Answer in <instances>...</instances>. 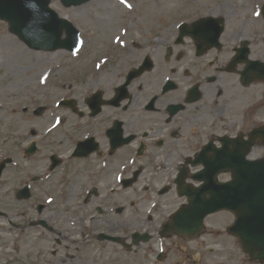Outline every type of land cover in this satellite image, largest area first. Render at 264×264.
Returning a JSON list of instances; mask_svg holds the SVG:
<instances>
[{
	"label": "flooded vegetation",
	"instance_id": "1",
	"mask_svg": "<svg viewBox=\"0 0 264 264\" xmlns=\"http://www.w3.org/2000/svg\"><path fill=\"white\" fill-rule=\"evenodd\" d=\"M214 1L207 18L224 28L217 44L215 23L197 30V14L176 10L174 19L161 11L154 21H101L79 53L66 52L59 137L38 142L30 159L14 144L22 159H14V203L25 206L11 223L22 233L18 252L29 236L28 248L45 260L99 243L130 264H228L222 231L205 228L192 239L166 229L187 202L180 192L198 187L220 151L238 153L240 143L243 154L263 126L264 0ZM185 25L192 35H183ZM263 152L257 142L249 158ZM37 157L59 173L56 181L34 172ZM127 184L144 191L132 200ZM26 186L30 197L18 199ZM215 248L222 254L212 260Z\"/></svg>",
	"mask_w": 264,
	"mask_h": 264
},
{
	"label": "rangeland",
	"instance_id": "2",
	"mask_svg": "<svg viewBox=\"0 0 264 264\" xmlns=\"http://www.w3.org/2000/svg\"><path fill=\"white\" fill-rule=\"evenodd\" d=\"M247 1V0H246ZM246 1L242 5L246 4ZM214 0H95L81 8L66 9L60 0H51V8H53L61 17L68 16L69 20L77 27L85 29L88 36H93V31H101L103 24L101 21L109 22H127L132 19H140L146 21H154L158 19L161 11H168L174 19V13L179 10L183 13L192 11L193 14H202L209 12L212 8ZM220 3V1H218ZM233 3V1H231ZM138 8V12H134ZM170 20V19H167ZM108 27V24H104ZM119 24L116 26L118 27ZM113 34V31L111 32ZM103 38V34L100 35ZM67 60V56L62 52L44 53L30 50L26 45L19 41L14 35L8 31V26L4 22H0V162L9 156H14L16 150L14 148L15 139L17 142L26 146L30 141L28 137L29 129L38 127L39 131H44L51 123L36 120L33 112L40 106H44L47 113L44 118L53 114H59L58 108L54 107V103L60 100V91L62 84V66ZM264 120V117L262 118ZM55 138L59 137V133L54 134ZM42 156V155H39ZM41 159V161H39ZM37 164H34V172L37 175L45 176L48 174V163L43 158L37 157ZM15 170L10 168L0 184V208L9 214V218L5 221L0 219V231L2 229H11L8 220L13 218L18 210L24 209V203L15 205L12 199L14 186ZM52 174L47 184L56 181L59 174ZM6 184V185H5ZM139 184L134 187L131 192V198L141 193ZM25 210V209H24ZM14 221L13 219H11ZM209 224L218 226L220 229L225 228L232 223V216L226 213H220L208 219ZM3 226V227H1ZM106 226V225H103ZM12 232V231H10ZM1 234L0 237V264H32L34 260L40 259L37 264H47L50 259L67 260L65 264H130L124 253L117 247L108 244L94 243L95 246L89 248L86 252L71 249L69 253L63 250H56L54 256L48 255L46 260L44 257L37 256L35 247L28 248L31 237L28 236V243L21 246V252L17 253L15 249L16 241H11V233ZM1 233V232H0ZM8 234L10 236H8ZM213 240V237H206ZM232 239L226 237V246L229 253L231 251L230 243ZM225 243V242H224ZM49 244L47 249H51ZM46 248V247H45ZM44 248V249H45ZM91 249V250H90ZM197 255L200 254L196 251ZM68 254L74 255L75 259L68 257ZM76 255V256H75ZM83 257V258H82ZM220 255L212 256V260H216ZM232 261L230 264H241L243 260H250L244 253L238 251L230 256ZM80 258V259H79ZM88 258L89 261H87ZM45 260L46 263L43 261ZM248 261H245L248 263ZM49 264H52L49 262ZM61 264V263H57ZM249 264V263H248ZM264 264V263H263Z\"/></svg>",
	"mask_w": 264,
	"mask_h": 264
},
{
	"label": "water",
	"instance_id": "3",
	"mask_svg": "<svg viewBox=\"0 0 264 264\" xmlns=\"http://www.w3.org/2000/svg\"><path fill=\"white\" fill-rule=\"evenodd\" d=\"M90 1L62 0L66 7L81 6ZM49 4L50 0H0V19L6 20L10 31L33 49L76 52L81 45L80 33L68 21L60 20L49 9ZM64 31L67 32L66 39H62ZM238 165L241 169L233 171V182L221 191L218 184L207 185L213 189L210 200H192L195 206L192 213H200V216L196 219L192 215L186 217L184 220L195 221V225L184 224L180 229L182 233L198 231L207 214L230 209L238 218L230 233L239 237L252 259L264 261V159L248 162L244 158ZM219 166L226 164L221 161ZM3 167H0V176ZM198 206L202 208L197 210Z\"/></svg>",
	"mask_w": 264,
	"mask_h": 264
}]
</instances>
